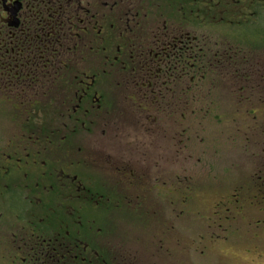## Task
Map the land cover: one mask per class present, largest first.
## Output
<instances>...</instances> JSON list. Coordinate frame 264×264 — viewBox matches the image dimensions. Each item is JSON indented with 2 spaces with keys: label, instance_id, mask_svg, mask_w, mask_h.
Returning a JSON list of instances; mask_svg holds the SVG:
<instances>
[{
  "label": "flooded vegetation",
  "instance_id": "1",
  "mask_svg": "<svg viewBox=\"0 0 264 264\" xmlns=\"http://www.w3.org/2000/svg\"><path fill=\"white\" fill-rule=\"evenodd\" d=\"M0 109L16 125L0 128V211L10 195L32 212L13 264H76L119 234H102L112 212L130 230L134 212L179 216L196 187L182 164L248 159L238 194L261 204L264 0H0Z\"/></svg>",
  "mask_w": 264,
  "mask_h": 264
},
{
  "label": "rangeland",
  "instance_id": "2",
  "mask_svg": "<svg viewBox=\"0 0 264 264\" xmlns=\"http://www.w3.org/2000/svg\"><path fill=\"white\" fill-rule=\"evenodd\" d=\"M11 111L0 109V128L3 126L11 131L12 126H16L10 121ZM47 111H50L47 123L58 125L61 115L53 108ZM142 124L132 121L129 131L135 139L151 141L148 134L139 129ZM155 140H158V135ZM238 151L236 148L233 155L236 156ZM243 158L241 163L246 162L241 164L243 170L235 159L234 163H212L211 169L209 164H182V178L189 172L191 175L194 173L196 187L188 193L192 195L191 199L181 208L183 211L179 216L169 210L134 212V224L130 230L126 226L118 228L127 223V215L112 212L107 217L109 221L115 219V225L104 226L105 216L102 217L101 223L105 227L102 234L114 229L119 234L111 238L112 242L108 237L105 241L109 242H100L96 246L113 255L111 260L115 264L118 261L122 264H264V227H259L264 226V202L254 203L251 193L238 194L243 184L247 186L243 191H251L252 183L249 181L255 173V165L250 164L248 159L243 161ZM8 198L4 210L0 211L3 225L0 236L4 237V243H0V264H13V260L20 255L12 243L14 236L22 234L17 221L32 217L30 208L18 207L15 210V197L9 195ZM238 199H245L240 208ZM148 203H160L158 196L151 197ZM202 249L204 252L201 253Z\"/></svg>",
  "mask_w": 264,
  "mask_h": 264
},
{
  "label": "trees",
  "instance_id": "3",
  "mask_svg": "<svg viewBox=\"0 0 264 264\" xmlns=\"http://www.w3.org/2000/svg\"><path fill=\"white\" fill-rule=\"evenodd\" d=\"M37 53L39 52L37 51ZM37 58H39V55H37ZM53 75H56V73H54ZM53 94H55V91H53ZM75 248L76 247L74 246V249H73L74 251L77 250ZM99 248L93 244H87L85 249L79 248V250L83 251L84 259L80 261L78 260L76 264H115L108 257V255H106V253L101 251V248L100 249ZM118 264H122V263L118 261Z\"/></svg>",
  "mask_w": 264,
  "mask_h": 264
}]
</instances>
